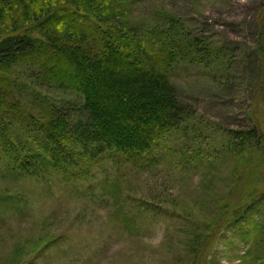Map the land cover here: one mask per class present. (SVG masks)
Segmentation results:
<instances>
[{
    "label": "rangeland",
    "instance_id": "374dc122",
    "mask_svg": "<svg viewBox=\"0 0 264 264\" xmlns=\"http://www.w3.org/2000/svg\"><path fill=\"white\" fill-rule=\"evenodd\" d=\"M120 5L132 35L161 26L210 51V61L198 63L205 52H192L196 61L167 72L188 122L144 156L90 147L71 174L17 178L2 169L0 264H245L264 249L258 216H233L264 190V0ZM16 69L26 83L36 71ZM37 90L88 122L82 97ZM26 95L23 105L34 111L36 97ZM252 129L260 149L240 154L237 133Z\"/></svg>",
    "mask_w": 264,
    "mask_h": 264
},
{
    "label": "trees",
    "instance_id": "16d2710c",
    "mask_svg": "<svg viewBox=\"0 0 264 264\" xmlns=\"http://www.w3.org/2000/svg\"><path fill=\"white\" fill-rule=\"evenodd\" d=\"M126 2L0 0V172L17 178H39L50 170L71 174L70 165L83 161L90 147L99 155L115 150L144 156L188 122L189 109L178 102L167 72L175 62L196 61L200 52L198 63L210 61V51L161 26L132 35L120 5ZM21 66L36 69L27 83L16 73ZM37 88L82 97L88 122L79 120L74 107L60 111ZM31 93L34 111L22 101ZM236 137L240 154L262 144L258 129ZM245 215L258 216L253 224L264 240V190L233 214L236 220ZM245 264H264V249Z\"/></svg>",
    "mask_w": 264,
    "mask_h": 264
}]
</instances>
